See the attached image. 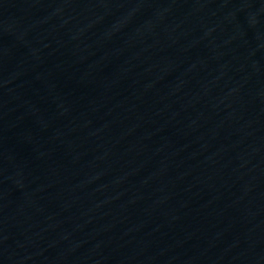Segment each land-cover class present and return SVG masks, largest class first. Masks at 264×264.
<instances>
[{
	"label": "water",
	"instance_id": "1",
	"mask_svg": "<svg viewBox=\"0 0 264 264\" xmlns=\"http://www.w3.org/2000/svg\"><path fill=\"white\" fill-rule=\"evenodd\" d=\"M189 264H264V0H163Z\"/></svg>",
	"mask_w": 264,
	"mask_h": 264
}]
</instances>
